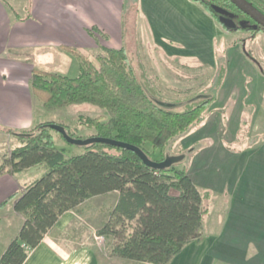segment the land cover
Listing matches in <instances>:
<instances>
[{
	"label": "trees",
	"instance_id": "16d2710c",
	"mask_svg": "<svg viewBox=\"0 0 264 264\" xmlns=\"http://www.w3.org/2000/svg\"><path fill=\"white\" fill-rule=\"evenodd\" d=\"M194 1L219 22L213 6L227 9L238 24L228 28L221 23L228 31L263 29H254V20L230 0ZM248 1L264 13V0ZM239 20H245L246 25L239 26ZM65 49L77 57L78 75L34 69L33 94L49 109L92 103L108 114L80 115L74 128L61 123L71 136L82 137L78 135L82 128L91 129L95 133L90 136L132 143L154 160L173 155L183 158L168 168L158 169L145 164L135 151L101 142L81 146L83 152L67 155L65 147L56 145L57 130L49 126L52 121L36 124L26 131L29 135L10 130L20 144L12 149L0 171L8 167L15 173L43 165L45 172L28 184L15 202V210L24 215V221L2 253L0 264H24L65 212L77 210L94 196L112 192L118 193L117 202L108 220L97 230L98 235L112 238L111 250L118 256L145 264H170L189 244L201 240L212 195L189 174L191 156L206 142H197L178 153L172 149L203 122L219 86L212 93L171 102L159 97L144 82L145 70L139 72L128 45H102L95 60L75 46ZM216 56L224 61L218 48ZM183 106L186 107L180 108ZM245 125L246 121H242L241 127ZM61 137L64 138L62 134ZM245 137L248 136L239 133L237 142ZM256 143L257 138L245 147L232 143H227V147L241 152Z\"/></svg>",
	"mask_w": 264,
	"mask_h": 264
},
{
	"label": "crops",
	"instance_id": "0c3cea01",
	"mask_svg": "<svg viewBox=\"0 0 264 264\" xmlns=\"http://www.w3.org/2000/svg\"><path fill=\"white\" fill-rule=\"evenodd\" d=\"M12 1L16 4L0 0V122L13 123L11 128L0 126V134L6 139H12L13 133L10 130L26 133L38 124L35 118L31 78L34 69L48 70L36 67L37 57L45 56V64L54 61L56 70L52 72L60 73L59 68L65 67L67 58L71 67L73 59L69 54L75 55L66 50L65 46H98L95 41L90 40L91 37H86L83 33L91 26L107 36L97 37L107 41L103 45L122 46L120 38L118 44L112 43L111 30L118 24L120 27L125 25L123 10L128 5V0H26L27 5L21 4L20 0ZM17 4L21 5L19 9ZM138 6L139 14L146 20L155 45L166 56L179 59L196 58L203 65L215 66L216 39L226 37L227 33L224 31H230L200 3L194 0H139ZM229 45L226 47L228 60L240 66H246V61L256 63L252 54L242 44V40L233 41ZM75 58L74 60H78L76 56ZM225 86L226 83L222 85L219 96ZM245 88L244 92L251 93L252 96V93L258 90V85L250 83L249 87ZM231 97L235 98L234 94L231 93ZM218 100L219 97L212 108L223 116L222 110L226 109L227 101L218 108V112ZM234 105L236 107L237 103ZM241 107L243 108V105ZM242 108L239 112L235 108L233 119L240 117ZM240 128L241 121L237 122L235 139ZM204 130L205 128L201 129V134H205ZM15 136V145H19L20 140ZM189 136L197 137L196 131ZM260 142H263L261 146ZM206 147L201 149V156L200 152L196 154L192 162L191 174H196L199 180L201 173L205 176L219 173L216 170L223 173L225 169L222 165L227 166L226 163L221 164L224 161H214L218 166L213 172L207 161L209 153L206 150L209 147ZM221 149L217 157L219 161L230 156L234 159L227 173L219 179L221 183H209L207 180L204 183L215 187H221L222 183H225L224 190L229 196L228 215L218 232L203 234L201 247L196 245L199 241L189 244L170 264H264V138L241 152L230 150L227 143ZM244 153H255L258 156L255 160L248 157L246 162L236 160L238 155ZM36 166L15 173L7 167L5 171L10 180L17 176L21 182L24 181V188L31 180L39 177L25 180ZM208 172L209 174H206ZM17 182L16 178L15 187ZM75 211L69 210L60 217L24 264H98L96 246L81 244L77 242L79 239L76 236H73L76 239L72 241L63 240V235L69 230H72L73 234L76 233L73 225L77 218ZM13 214L22 213L15 210ZM17 234L11 233L7 238H3L4 240L2 237L0 239L3 243H10ZM207 238L210 239L209 242L205 241Z\"/></svg>",
	"mask_w": 264,
	"mask_h": 264
},
{
	"label": "rangeland",
	"instance_id": "374dc122",
	"mask_svg": "<svg viewBox=\"0 0 264 264\" xmlns=\"http://www.w3.org/2000/svg\"><path fill=\"white\" fill-rule=\"evenodd\" d=\"M7 1L16 4L12 0ZM20 3L27 5L26 0H20ZM127 4V7L123 10V21L125 25L123 24V26L120 27L118 24L113 27L111 30V37H113L112 43L115 45L118 44L120 38L122 45H128L131 51V58L139 72L142 73V70H145L146 74L145 77H143L144 82H146L150 88L154 89L159 97L171 102H184L204 93H212L215 87L219 86V90L216 93L217 98L219 97L216 107L218 112L220 111L218 108L227 101V105L225 104V113L223 112L224 115L222 116L216 113L212 108L213 103L217 100L216 98L206 111L203 122L194 128L187 136L179 140L177 142L178 145L174 146L172 149V152L178 153L191 148L195 142L204 141L206 142L204 147H209L206 150V152L209 153L207 161L210 167H212V171L215 172V167L218 166L214 161H216V163L224 161L221 164L226 163L227 166L222 165L225 169L222 171L223 173H221V170H216V172L219 173H212L207 176L201 173L200 180L197 179L196 174H191V168L193 167L192 162L196 154L200 152L201 156V148L194 152L189 163V174L198 181L196 182L194 180L196 184L201 187V189H211L212 191V195L208 200L210 212L203 219V234L208 235L216 233L222 225L224 218L228 215L229 196L226 194V190H224L225 183H222L221 187H215L212 184L206 185L204 182L207 180L209 183H219V179H222L225 175L224 173H227L228 167L234 158L229 155L230 157L220 159L221 161H219L217 157L220 150H222L221 148L223 145L230 142L235 144V146H240L242 144L241 146L245 147L256 138L257 142H259L261 138H264V30L253 32L252 30L240 28L235 31H230L229 33L224 31V33H227L226 37H219L216 39L215 43V50L218 48V52L223 54L224 61L218 59L216 56L215 66L203 65L201 61L196 58L179 59L166 56L160 48L155 45L146 20L139 14V0H128ZM16 7L19 9L21 5L17 4ZM83 33L86 37H91L92 39H89L95 41L98 46L95 48V46L91 44L78 47L82 53L95 60L96 54L101 50V46L107 42L103 41L104 38L97 39V37L107 36H104L98 29L94 28V26L86 29L87 34L85 32ZM241 40L244 47L257 61L256 63L246 61V66H240L228 60L226 56V47L230 46L229 44H232L233 41ZM69 55L71 59H73L71 62L72 68L69 66L70 60L67 58L65 67L62 68L60 65L61 67L59 69L61 71L59 72L63 75L76 77L79 73V61L74 60L76 59L75 56ZM35 61L36 67L51 72L56 70L54 61L45 64L47 61L45 56H38ZM257 65L262 67L260 69L262 72L258 69L259 67ZM224 83H226V86L219 96V91ZM250 83H256L258 85V90H255L252 96L251 93L247 94V92L243 90L245 86L249 87ZM231 93L234 94L235 98H230ZM33 97L37 123L52 121L56 124L62 123L70 128H74L76 127L77 119L80 115L108 116L105 109H101L92 103L69 104L49 109L46 108L35 95ZM236 103L237 106L234 107ZM242 105L243 108L241 107ZM185 107L186 106L180 108ZM235 108H237L238 112L242 108V111L240 117L236 116L234 120L233 111ZM1 115L2 111H0V116ZM9 120L11 119L9 118ZM240 121H246V125L240 128L238 135L241 133L246 134L248 137L237 142V139H235L238 131L236 126L237 122ZM1 125L5 128H11L13 123H8L7 121L4 123L0 122V126ZM202 128H205V134H201ZM195 131L197 137L189 136ZM93 133H95L94 130L82 128L78 135L87 138ZM54 135L57 147H65L67 149V155L78 154L84 151L81 146L70 144L69 142L67 143L58 131H55ZM16 141V136L14 134L12 135V139H6V137L0 134V167L9 158L12 149L17 146L15 145ZM262 143L260 142L259 146H261ZM256 156H258V154L244 153L238 155L236 160L246 162L249 158L255 160ZM44 172V166L37 165L25 180H31L38 176L41 177ZM206 174H209V172ZM8 175L7 171H0V237H2V239H5V237L7 238L11 233H18L24 218L23 214H13L15 211V202L25 189V187L22 188L24 181L21 182L17 176H13L10 180ZM16 178L18 180L17 187H15L16 185L14 183ZM33 181L34 180H31L30 182ZM12 193H14L15 196ZM117 198L118 193L112 192L105 195L94 196L82 203L75 211L77 218L73 225H75L76 233L73 234V231L69 230L67 234L63 235V240L72 241L77 237L79 239L77 242L79 241L81 244L96 246L98 264H142L138 261H132L114 254L111 250L112 238L100 237L97 235V230L108 220L110 212L117 202ZM76 220L78 222H76ZM72 227L74 228V226ZM2 239H0V255H2L9 244L7 241L3 243ZM205 241L209 242L210 239L207 238ZM1 243L3 244L1 245ZM196 245H198L197 247H201V240Z\"/></svg>",
	"mask_w": 264,
	"mask_h": 264
},
{
	"label": "water",
	"instance_id": "95a60500",
	"mask_svg": "<svg viewBox=\"0 0 264 264\" xmlns=\"http://www.w3.org/2000/svg\"><path fill=\"white\" fill-rule=\"evenodd\" d=\"M230 1L233 4H235L241 11L247 14L251 19L254 20L255 23L251 25L254 29H257L259 26L264 28V13L261 12L259 9H257L251 2H249L248 0H230ZM213 9L219 14L220 22L226 25L228 28H236L238 26V24L234 21L233 17L231 16V13L227 9L219 5H214ZM245 25H246L245 20L239 22V26H245ZM49 126L57 130L60 134H62L69 143L78 146H85L91 143L101 142V143H109L115 146H120L135 151L141 157L142 161L145 164L153 168H158V169L168 168L172 164L183 158V155H173V156H167L165 159L158 161L150 158L142 148L129 142L120 141L116 138L101 137L97 135H93L87 138L73 137L68 133L66 127L62 124L51 123L49 124ZM23 134L29 135V133H23Z\"/></svg>",
	"mask_w": 264,
	"mask_h": 264
},
{
	"label": "flooded vegetation",
	"instance_id": "af4514ba",
	"mask_svg": "<svg viewBox=\"0 0 264 264\" xmlns=\"http://www.w3.org/2000/svg\"><path fill=\"white\" fill-rule=\"evenodd\" d=\"M235 21V20H234ZM241 20H239V22H240ZM236 22V21H235ZM259 27H261V26H259ZM261 28H263V27H261ZM261 30H264V28L263 29H261ZM252 58L255 60V58L252 56ZM255 62H257L256 60H255ZM258 67H259V69H261L262 67L260 66V65H257ZM261 71V70H260Z\"/></svg>",
	"mask_w": 264,
	"mask_h": 264
}]
</instances>
